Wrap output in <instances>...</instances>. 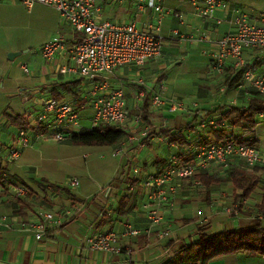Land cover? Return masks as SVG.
I'll return each mask as SVG.
<instances>
[{
  "label": "crops",
  "instance_id": "crops-1",
  "mask_svg": "<svg viewBox=\"0 0 264 264\" xmlns=\"http://www.w3.org/2000/svg\"><path fill=\"white\" fill-rule=\"evenodd\" d=\"M223 1L228 4V9L216 11L212 18L198 16L191 0L161 1L163 9L168 10L161 18L160 35L163 39L161 58L146 62L142 66L122 67L115 72L112 86L121 83L125 106L129 112L125 134L117 143L111 146H87L68 142L33 141L28 147L20 150L15 160L9 163L0 160L4 167L6 182L21 185L28 192L20 199L15 198L9 188L0 193V216H6V223L0 220V264H128L124 256H109L103 252L85 250L84 240L102 232L112 231L120 234L126 224L143 229L146 224L141 206L144 194L138 187L132 191L125 189V184H135V181L130 183L129 179L137 178L131 174L130 169L138 165L141 173L157 172L169 155L182 154L187 146L185 142L188 141L181 136L171 137L173 134L187 132L192 135L190 139L194 140L198 133L196 117L151 109L149 105L151 93L156 92L164 98L175 99L165 97L166 83L171 82L170 72L176 74L184 68L193 72L198 80H203V85H195L196 92L184 105L190 107L196 104V111L205 117L215 119L229 108H244L250 98L249 91H237L228 85L231 79L228 62L223 74L210 69L213 49L209 48L208 44L195 41L178 42L172 38L171 32L176 30L183 35L193 37L204 35L217 40L229 30L227 20L230 18V9H239L250 22L254 23H258L264 13V0ZM96 3L100 6L101 17L112 22L134 21L140 29H144L155 18L150 9H145L141 13L135 12L133 0H96ZM169 12L182 15V19L178 20ZM57 35L63 38V48L57 50L50 60H44L39 54L40 47ZM71 42L70 29L60 23L53 8L36 3L27 12L19 2L0 0L2 154L6 153V148L14 147L15 136L19 130L8 120L7 115H19L28 124L29 116L40 110L39 103L47 99H56L54 98L56 93L59 94L58 100L74 102L77 105L87 102L85 99L87 84L76 75L58 72L60 67L71 65L67 54V47ZM31 46L36 48L38 54L28 55ZM21 51L24 52L12 61L7 60V53ZM242 56L251 64L255 74L264 70V53L248 49ZM22 64L27 67V73L20 69ZM74 81H78L77 85L71 88L75 95L59 87L60 84ZM138 90L144 92L140 102L134 99ZM146 97L149 115L146 120L142 117L141 119L158 135H150L142 140L139 146L133 147L127 142L126 136L130 134V130H138L139 125H135L132 119L139 111L142 115V103ZM10 100L14 101L13 107H17V110L21 108L22 111L16 112L10 108L8 112L3 111ZM175 100L182 103V100ZM90 116V107L86 106L80 110L79 122L82 128L87 129ZM253 118L255 124L250 131L239 126L226 131L232 136L253 140L255 147L264 152V117L255 114ZM160 130L169 131V136L161 134ZM202 134L206 135V130ZM152 146L165 153V157L147 155L139 162L142 151L149 150ZM116 148L126 150L124 156L121 158L111 156V152ZM232 165L251 170V167L237 160L232 161L229 167ZM227 169L213 164L199 169L196 177L209 178L207 185L200 182L193 196L187 190L194 188L183 186L174 198L173 205L165 209L163 222L157 228L148 235L142 233L119 237L117 246L121 250L127 248L131 251V261L160 264L161 260L172 255L180 240H184L176 235V230L192 225L191 221L188 223L181 221L182 223L179 222L178 226L172 229L174 211L177 207L195 200L202 203L204 211L209 212L211 218L221 216V220L215 221L218 230L225 228L222 222H226L230 228L235 221L248 219L250 213L252 215L257 211L256 206L264 191V168L253 169V173L258 177V184L244 198L245 206L239 220L223 213L225 208L236 202L235 198L239 194V190L234 189L227 179ZM70 178L78 181V185L73 189L67 187ZM41 184L65 188L66 191H60L56 196L42 194L38 189ZM99 188L102 190H98ZM120 198L126 199V210L123 215L116 211ZM74 206H79V211L61 229L52 232L45 240L36 241L29 233L18 230V222L31 219L36 211L59 212ZM7 223L9 227L6 226ZM207 227L210 230V223ZM162 230H169L170 233L158 240L157 234ZM207 264H264V259L236 255L215 258Z\"/></svg>",
  "mask_w": 264,
  "mask_h": 264
},
{
  "label": "built area",
  "instance_id": "built-area-1",
  "mask_svg": "<svg viewBox=\"0 0 264 264\" xmlns=\"http://www.w3.org/2000/svg\"><path fill=\"white\" fill-rule=\"evenodd\" d=\"M19 2L28 12L36 3L53 8L62 25L67 26L72 33L71 45L67 47V54L71 62L70 66H62L60 74H72L81 78L86 84L85 101L81 104L58 99H47L39 103L40 111L36 117L28 122L27 129L17 130L13 148H6L2 154L0 148V160L9 163L15 160L20 150L28 147L33 141L68 142L70 137L82 129L79 112L83 108H91V116L87 130L95 129L102 125H111L121 130L126 129L129 112L125 106L123 87L120 82L112 86L117 69L129 66H142L144 63L161 58L163 39L160 35L161 18L168 10H164L162 0H133L135 12L141 13L150 9L155 14L152 23L144 29H140L134 21L112 22L101 17L100 6L96 0H12ZM195 12L202 18H212L216 11H225L228 4L223 0H191ZM178 20L182 15L169 12ZM218 22V20H216ZM229 30L217 40H212L204 35L193 37L183 35L173 30V40L178 42H200L208 44L212 48L209 67L212 71L223 74L228 62L230 76L238 75L235 89L252 91L264 101V70L255 74L250 63L242 56L248 49L264 53V13L259 22H250L247 16L239 9H230V18L227 20ZM64 41L57 35L46 41L39 49V54L44 60H50L54 53L62 49ZM20 69L27 73V67L22 64ZM140 84L139 81H137ZM144 92L138 90L134 99L140 102ZM151 109L164 110L166 113H183L197 119V136L208 128H215V119L204 117L196 111V104L190 107L173 98H164L156 92H152L149 98ZM137 109V107H136ZM263 117L262 114H258ZM132 122L137 125L142 123L140 111L133 117ZM226 129L231 126L225 125ZM84 129V128H83ZM151 130V128H150ZM148 126H144L138 134L130 130L126 136L127 142L139 146L150 132ZM181 136L191 142L186 146L182 154H171L165 160L164 165L157 172H142L136 167L131 173L137 176L135 184H125L126 191H132L135 187L142 190L144 202L141 205L146 220L143 229L124 225L123 231L117 234L112 231L97 233L84 240L85 250L103 252L109 256H124L128 264H146L144 262L131 261V251L127 248L121 250L117 246L119 237L148 235L163 222V213L166 208L173 205L174 198L183 186L190 189L200 186L196 178L198 170L207 165H217L227 169L232 161H240L247 167L264 168V152L256 147L239 142L240 137L225 139L222 142L204 144L190 139V133H175L171 137ZM196 136V137H197ZM126 150L116 148L111 156L121 158ZM78 181L70 178L67 187L75 188ZM9 188L14 197L20 198L26 194V189L18 184L6 183L0 185V193ZM39 191H46L50 196L59 194L58 188L47 184H41ZM98 190H102L99 188ZM245 199L228 206L223 211L225 216L235 220L240 218L244 210ZM79 206L64 208L59 212L39 210L32 214V218L19 221L18 230L29 233L34 240L40 241L49 238L54 231L71 219L78 211ZM252 218L264 221V214L254 212ZM0 220L6 223V216H0ZM13 220V218H11ZM207 222L203 219L201 223ZM9 227V224H6ZM169 230H162L157 234L161 240L169 235Z\"/></svg>",
  "mask_w": 264,
  "mask_h": 264
},
{
  "label": "trees",
  "instance_id": "trees-1",
  "mask_svg": "<svg viewBox=\"0 0 264 264\" xmlns=\"http://www.w3.org/2000/svg\"><path fill=\"white\" fill-rule=\"evenodd\" d=\"M237 79L238 75L233 76L229 80L228 85L235 88ZM77 83L78 81L64 83L60 84L59 87L75 95V93L71 91V88L75 87ZM248 94L250 98L246 102L244 108H229L219 117L215 118V128H208L206 130V135L197 136L195 140L204 144H211L234 138L235 136H232L226 131L225 125L231 126L232 128L237 126L244 129L247 128L248 131L252 130L255 124L253 118L255 114H262L264 117V101L252 91H249ZM58 97L59 94L56 93L54 98L57 99ZM141 109V117L143 120H146L149 115L147 97L143 100ZM7 118L18 129H27L28 127L27 122L23 121L19 115H7ZM160 133L166 136L170 134L169 131L164 130H160ZM124 134L123 130L111 125H102L92 130L82 128L70 137L68 143L87 146H111L117 143ZM150 135L157 136L158 133L155 130H150L147 138L150 137ZM239 142L255 147L253 140L239 138ZM185 143L188 146L191 142ZM254 168H256V166L251 167V170L247 171L245 167L232 165L227 169L228 181L231 182L234 189L239 190V194L235 198L236 202L246 198L257 187L258 177L253 173ZM196 178H198L203 185H207L208 181H210L209 178H205V176H198ZM6 181L4 167L0 163V185L4 186L6 183H10ZM134 181L135 179H129L130 183ZM59 191H66V189L61 188ZM27 193L28 192H26V194ZM41 193L48 195L46 191H42ZM256 208L257 212L264 214V191ZM125 210L126 199L120 198L116 211L123 215L125 214ZM252 215L250 213L248 219L240 220L235 228L220 229L213 232H210L207 225L196 224L194 236L192 238L188 236V242L181 239L172 255L161 260L160 264H207L210 260L215 258L236 255H246L248 257H259L264 259V221L254 219ZM188 222L189 221H184V223Z\"/></svg>",
  "mask_w": 264,
  "mask_h": 264
},
{
  "label": "rangeland",
  "instance_id": "rangeland-1",
  "mask_svg": "<svg viewBox=\"0 0 264 264\" xmlns=\"http://www.w3.org/2000/svg\"><path fill=\"white\" fill-rule=\"evenodd\" d=\"M36 48H34L33 46H31L30 50H28V55H36L38 54L37 50H35ZM170 77H171V82L166 83V88L167 90L164 91L165 97H174L175 99L178 100H182L183 104H186L187 101L189 99H191V97L194 95L193 93L196 92V86L195 85H203V80H198V78H196V76L194 75L193 72L187 70V69H181L179 70L176 74H172V72L169 73ZM12 104H14L13 100H10L8 102V106L6 109H4L3 111L8 112L9 108L10 109H14L16 112H21L22 109L19 108L17 110V107H13ZM24 109V108H23ZM40 111V110H39ZM36 112L35 114H32L31 116H29V119L32 120L36 117V115L39 113ZM204 116V115H203ZM205 117V116H204ZM84 124V123H83ZM138 126V130L134 129V134H138L139 131L144 127V126H148L149 130L150 128H152L149 125H145V123H141V124H137ZM192 136V135H191ZM190 136V138H191ZM156 150V152H155ZM154 156L157 155V157H165V153H163L161 150H157L154 146H152L149 150L144 149L141 153V155L139 156L138 161L141 162V160L145 159L146 156ZM136 166H133L132 168H134ZM132 168L130 169V172L132 170ZM138 169V171L140 170L138 165L136 167ZM132 174V173H131ZM141 175V172L139 171L138 177ZM190 191L189 193H191V196H193L197 189H193V190H187ZM202 203H200L198 200H195L193 202H190L182 207H177L176 210L173 213V222L172 225L174 226L172 229H175L179 222L181 221H191L192 225L190 226H186L184 228H180L179 230H176V235L179 236L180 238H184L185 242H188V236H190V238H192L194 235V228L196 226V224H204L207 225L210 223V232L213 231H217L218 228L215 225V221H219L221 220V216H217V217H213L209 214V212L204 211L203 205H201ZM257 212V211H255ZM186 218V219H185ZM207 219V222L205 223H201L203 221V219ZM184 219V220H182ZM196 221V222H195ZM182 223V222H181ZM238 224V222L235 221L234 225L231 226L229 228V226L226 224V222H222V225L225 227L223 229H231V228H235L236 225ZM222 229V228H220ZM246 257V255H243ZM251 258V257H248Z\"/></svg>",
  "mask_w": 264,
  "mask_h": 264
},
{
  "label": "water",
  "instance_id": "water-1",
  "mask_svg": "<svg viewBox=\"0 0 264 264\" xmlns=\"http://www.w3.org/2000/svg\"><path fill=\"white\" fill-rule=\"evenodd\" d=\"M23 52L24 51H21V52H9L6 55V58H7V60L12 61L14 58L18 57Z\"/></svg>",
  "mask_w": 264,
  "mask_h": 264
}]
</instances>
